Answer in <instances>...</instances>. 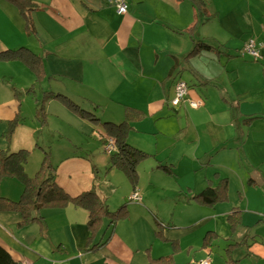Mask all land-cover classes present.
<instances>
[{
  "label": "crops",
  "instance_id": "1",
  "mask_svg": "<svg viewBox=\"0 0 264 264\" xmlns=\"http://www.w3.org/2000/svg\"><path fill=\"white\" fill-rule=\"evenodd\" d=\"M34 1L39 9L32 13L33 38L25 36L12 6L0 1V12L14 24L0 36V52L29 49L53 76L50 89L75 103L84 97L89 101L83 103L98 105L95 116L101 122L119 124L126 107L141 111L144 117L132 124L128 142L153 158L138 166L139 183L121 197L115 196V185L98 179L87 155L66 149L69 153L54 165L55 182L69 196L93 188L110 210L127 204L128 219L107 235V228L101 230L96 241L108 239L97 251H85L87 212L71 207L37 213L46 225L41 245L35 225L17 233L20 241L9 236L7 228L16 229L20 216L0 213V246L21 264H148L170 253L169 245L154 236V210L187 208L208 183L215 186L226 179L227 201L211 216L201 212L195 224L220 240L224 264L244 259L264 264V0H202L203 10L184 0H126L123 15L113 0ZM250 39L263 45L261 60L240 55ZM199 42L219 47L221 54L204 51L184 59ZM11 64L33 84L19 63ZM178 80L188 85L190 99L201 102L198 109L170 105ZM11 90L0 82L4 126L15 112ZM58 111L77 136L90 133L86 122ZM0 150H10L3 140ZM159 164L168 166L174 177L157 169ZM135 190L139 203L128 201ZM8 191L0 197L16 200ZM232 211L239 212L240 224L231 234L227 218ZM164 234L170 241L180 238ZM208 253L210 249L201 251L189 261L205 259Z\"/></svg>",
  "mask_w": 264,
  "mask_h": 264
},
{
  "label": "rangeland",
  "instance_id": "2",
  "mask_svg": "<svg viewBox=\"0 0 264 264\" xmlns=\"http://www.w3.org/2000/svg\"><path fill=\"white\" fill-rule=\"evenodd\" d=\"M32 1L36 3L34 0ZM12 8L17 12L18 17L22 22L25 36L33 38L34 36L28 34V32H26L25 30L24 19L19 15L15 7L12 6ZM30 20L32 22V15ZM12 28H14V24L6 15L5 11L2 10V12H0V36L3 34L4 29H12ZM11 63L13 62H0V64H6L0 66V82L3 85H9V84L11 85L12 88L11 94L15 105V112L13 117L10 119V121L15 119L17 126L14 129L13 134L10 137V140L7 141L2 137V134L7 131L10 121L8 122L7 126L6 125L4 126L0 123V141L3 140L6 143V147L8 146L10 149L9 152H16L19 150L28 151V160L25 166L26 173L31 177L34 176L38 171L42 159L44 158L45 155L48 156L49 163H51L53 166L56 165L57 162H59L60 159L65 154L69 153V151H67L66 149H70L71 151H75V153H79L83 156L87 155V157H89L94 162L98 170V179L106 183H111L117 187V191L114 193L115 196L117 195L121 197L128 190H130L132 186L129 183L126 176L121 171L115 168L109 169L110 154H108L107 151H105L104 141H101V139L98 138V136L96 137L91 134L94 131L99 133V135L100 134L103 136L105 135L104 129L101 128L99 123H91L88 120H84L80 118L71 109L67 108L60 99L53 97V95H55L56 93L50 89L51 85L50 86L47 85L50 82V80L54 79L53 76L48 75L50 78H46V79L44 78L40 81H36L34 74L30 72V70L25 65H23L20 62H16L19 63L24 68L27 74L28 73L30 74L31 78H33V84L30 83L28 85V78L26 76V73L20 72L19 69L14 65H12ZM80 95H85V94L82 92L80 93ZM43 99H45L44 103L42 101ZM77 101L78 102L76 104L79 106L80 109H84L86 111H88L91 108L93 109V107H90L89 104H85L87 101H89L87 98L84 97L77 98ZM50 102H54L52 108H49L48 106ZM42 105L44 106V115L40 112V108ZM94 106L96 107L97 110L101 109L98 105L94 104ZM58 108H61L70 116H73L76 119L86 122L90 126V130H91L90 133L87 134L86 136L84 134L77 136L75 133H73L71 128L66 125V120L61 119V116L58 115L60 114ZM68 137L71 139L72 143L68 142L67 139ZM115 149L117 152V147H115ZM145 161L141 162L140 164L144 163ZM139 176L140 175L138 172L137 184L139 183ZM141 177L143 178V172H141ZM168 177H174V176H168ZM143 179L145 180V178ZM12 181L13 183H10L8 180L0 181V192L6 191V189L8 188L9 189L8 192L10 193V195L12 197H15L16 200H18V196H20L22 192L21 190L22 187L17 181L15 180ZM18 189L20 192H18ZM162 192L163 191L159 192V194H162ZM110 201H108L107 203L110 204ZM190 201H192L193 205H190L187 208L177 207L175 211H172L171 209L173 208L171 207L167 208L166 211L163 209H159L158 211L154 210L153 213H157V217H158V220L156 219L155 216L153 218V222L156 227L154 233L155 238L158 239L161 243H166L169 245L170 253L167 256L172 257V264H177V263L186 264L189 261V259H191V256L195 257V255L197 256L198 253H200L201 251H205V253H207L209 249H210V253H208L207 257L210 261V264H224L223 260L220 258V247L223 246L222 243H220V240L216 241L217 238L213 233L202 232V229L196 226L194 219L196 217L202 216V214L200 213L205 211H206L205 212L206 215L209 214L210 216L213 215V211L219 209L218 205H220V203H217L212 207H207L200 205L194 200H189V202ZM104 205L107 207V209L110 212H115L119 207L125 206L127 215L125 218L119 220L118 222L128 219L129 209L127 207V204L122 203L113 210H110V207L106 203H104ZM70 207L75 210L85 211L80 208H75L72 205H68L64 209ZM111 207L113 206L111 205ZM190 209L192 210L193 215ZM188 211H190L189 218H187L185 214L188 213ZM118 222H116V224ZM104 223L105 225H103ZM108 224H109V219L103 218L100 232L105 228L108 229L106 235L109 232H111L112 228L108 227ZM33 225H35V227H33L32 230H36L37 228V231L40 232V234H37L38 236L35 237V240L39 242L38 243L39 245H41V238L44 237L43 230L41 229L40 225L38 224H33ZM29 227L30 226L23 229H17V227L16 229L8 227L7 232H9L10 234L9 236L13 237L17 241H20L17 233L19 231L24 232V230ZM43 229L46 230L45 223H43ZM165 232L168 233L171 232L174 235H178L180 238H177L174 241L167 240L164 237ZM233 232L234 231L231 230V234ZM156 234H160V236L163 239L158 237V235ZM206 236H208V240H209V244L207 246L203 245L204 238ZM245 238L247 239V237ZM107 239H105V241H107ZM30 242L33 243V240H31ZM24 245L26 247L31 246V244H27V245L24 244ZM192 261H196V260H193L192 258ZM192 261H189L188 264ZM251 263L252 262H250V260L248 259L247 260L244 259L239 262V264H251Z\"/></svg>",
  "mask_w": 264,
  "mask_h": 264
},
{
  "label": "trees",
  "instance_id": "3",
  "mask_svg": "<svg viewBox=\"0 0 264 264\" xmlns=\"http://www.w3.org/2000/svg\"><path fill=\"white\" fill-rule=\"evenodd\" d=\"M0 1H5L17 9L19 15L24 19L26 32L34 36L35 30L30 19L32 13L39 9L38 4L34 3L32 0ZM184 1L191 3V5L197 10H203L205 7L202 0ZM193 29V27L190 28L188 32H191ZM204 51L213 52L217 55L221 54L219 47L199 42L193 45L192 50L184 57V59L198 56ZM0 62L22 63L30 70V72L34 74L36 81H40L44 78H50L45 71L42 59L24 47L1 51ZM176 65L177 62L175 61V65L173 67L175 68ZM171 74L172 71L168 77H170ZM53 97L60 99L67 108L71 109L80 118L88 120L91 123H99V125L104 129V136L112 138L117 147V152L111 154L109 157V169L115 168L121 171L128 179L132 188L135 189L138 180V165L147 159L153 158V155L132 146L128 142V134L133 129L132 124L140 122L143 119L144 114L137 109L126 107L124 109V119L119 124L101 122L95 116V111L97 109L94 105L89 104V106L93 107V109L91 108V110L86 111L84 109H80L74 101L63 95L55 94ZM42 101L44 103L45 99ZM43 105L40 108V112L44 115ZM16 126V120H11L7 131L2 134V137L9 141ZM27 160V150H19L16 152L0 150V181L15 180L22 187V192L18 200H10L5 197H0V213L18 214L20 216V221L16 225L17 229H23L33 224H38L41 226L43 234H45L46 231L43 229L44 222L42 218L37 216V213L42 209H64L68 205H72L75 208H80L87 212L86 228L89 235L85 251L95 252L100 247L105 245L106 241H96L102 226L103 218L109 219L108 227L113 229L116 222L126 217L127 211L125 206L119 207L115 212H110L104 203L97 197L93 188L77 196H69L56 184V170L55 167L48 162L47 155L44 156L38 171L32 177L25 171ZM157 169L162 171L167 176L174 175L168 166L159 164ZM191 199L200 205L207 207H212L217 203H224L228 199V182L226 179H219L215 186L208 183L201 192L193 195ZM227 221L233 231L240 224L239 212L232 211L228 215ZM156 235L163 239L160 234ZM208 244L209 240L208 236H206L204 238L203 245L207 246ZM236 246H238V244L234 247ZM230 250V247L226 248L227 253H229ZM0 264L21 263L14 260L10 253L0 246ZM148 264H172V257L167 256L158 259H150ZM229 264L238 263L229 262Z\"/></svg>",
  "mask_w": 264,
  "mask_h": 264
},
{
  "label": "built area",
  "instance_id": "4",
  "mask_svg": "<svg viewBox=\"0 0 264 264\" xmlns=\"http://www.w3.org/2000/svg\"><path fill=\"white\" fill-rule=\"evenodd\" d=\"M112 4L118 14H126V0H113ZM262 48L263 45L261 43H258L254 39H250L244 44L240 51V55L246 56L253 61H258L262 59ZM170 105L173 108H180L186 105L191 109H198L201 106V102L190 99L188 85L184 81L178 80L174 85V96L170 100ZM91 134L96 137L98 136L101 141H104L105 151H107L108 154L111 155L116 152V146L112 139L106 138V136L101 134L99 135V133L94 131ZM129 201H133L134 203L141 202V197L136 190L130 196ZM189 264H210V261L207 257L202 260L192 261Z\"/></svg>",
  "mask_w": 264,
  "mask_h": 264
}]
</instances>
